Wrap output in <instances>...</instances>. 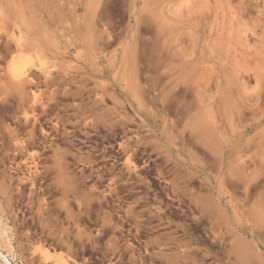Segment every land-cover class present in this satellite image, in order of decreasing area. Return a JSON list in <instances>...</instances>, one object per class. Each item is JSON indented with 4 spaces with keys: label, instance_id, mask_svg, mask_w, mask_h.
Masks as SVG:
<instances>
[{
    "label": "rangeland",
    "instance_id": "obj_1",
    "mask_svg": "<svg viewBox=\"0 0 264 264\" xmlns=\"http://www.w3.org/2000/svg\"><path fill=\"white\" fill-rule=\"evenodd\" d=\"M54 4L0 0V264H264V0Z\"/></svg>",
    "mask_w": 264,
    "mask_h": 264
},
{
    "label": "bare ground",
    "instance_id": "obj_2",
    "mask_svg": "<svg viewBox=\"0 0 264 264\" xmlns=\"http://www.w3.org/2000/svg\"><path fill=\"white\" fill-rule=\"evenodd\" d=\"M50 1V0H49ZM55 1V0H54ZM54 1L52 0V2H53V4H54ZM57 1V0H56ZM46 3V2H45ZM48 4H50V2L48 3ZM55 5V4H54ZM47 6V5H46ZM51 7V6H50ZM47 8V7H46ZM54 8V7H53ZM60 8V7H59ZM56 8H54V10H55ZM61 9H62V7H61ZM62 11V10H61ZM50 12V11H49ZM57 12H55V14H56ZM59 13V12H58ZM65 13V12H64ZM64 13H63V15H64ZM50 14V13H49ZM58 15V14H57ZM56 15V16H57ZM59 15H62V14H60L59 13ZM49 16H51V15H49ZM24 17V16H23ZM65 17V16H64ZM58 18H61L60 16H58ZM57 22H58V19L56 20ZM60 21V23H61V20H59ZM52 23V22H51ZM12 40V39H11ZM15 40V39H14ZM13 40V41H14ZM15 43V42H14ZM21 43V42H20ZM23 43V42H22ZM26 43V42H25ZM24 43V45H25V47L28 45L27 43L25 44ZM23 45V44H22ZM23 45V46H24ZM27 47H30L29 45L27 46ZM17 48V47H16ZM22 49H23V47H22ZM31 49V48H30ZM25 50V49H24ZM33 50V49H32ZM18 59H19V57H17ZM18 59H17V61H18ZM20 61V60H19ZM15 62V61H14ZM23 65V64H22ZM29 75V74H28ZM32 75V74H31ZM19 80V79H18ZM21 81H22V79H20ZM28 80V79H27ZM31 80V79H30ZM24 85V84H23ZM2 255V254H1ZM3 257V256H2ZM4 259H5V257H4ZM7 262H8V260H6Z\"/></svg>",
    "mask_w": 264,
    "mask_h": 264
}]
</instances>
